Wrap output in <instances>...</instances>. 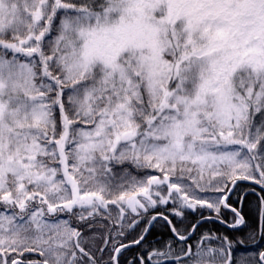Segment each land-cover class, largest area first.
<instances>
[{"label":"snow or ice","instance_id":"6c2138e0","mask_svg":"<svg viewBox=\"0 0 264 264\" xmlns=\"http://www.w3.org/2000/svg\"><path fill=\"white\" fill-rule=\"evenodd\" d=\"M0 264H264V0H0Z\"/></svg>","mask_w":264,"mask_h":264},{"label":"trees","instance_id":"16d2710c","mask_svg":"<svg viewBox=\"0 0 264 264\" xmlns=\"http://www.w3.org/2000/svg\"><path fill=\"white\" fill-rule=\"evenodd\" d=\"M246 211H248V210L246 209ZM246 218H247V217H246ZM208 227H213V226H212V225H208ZM214 230H215V229H214ZM221 231H223V229H222V228H221ZM156 232H157V233H159V232H160V229H159V228H157V229H156Z\"/></svg>","mask_w":264,"mask_h":264}]
</instances>
